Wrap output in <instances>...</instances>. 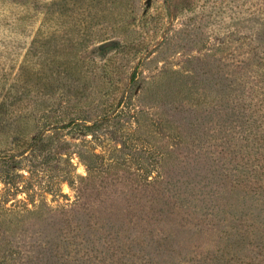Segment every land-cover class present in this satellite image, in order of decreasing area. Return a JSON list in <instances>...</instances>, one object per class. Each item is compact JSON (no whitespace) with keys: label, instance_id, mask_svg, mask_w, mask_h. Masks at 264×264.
Returning <instances> with one entry per match:
<instances>
[{"label":"rangeland","instance_id":"rangeland-1","mask_svg":"<svg viewBox=\"0 0 264 264\" xmlns=\"http://www.w3.org/2000/svg\"><path fill=\"white\" fill-rule=\"evenodd\" d=\"M111 104L118 116L88 129ZM10 149L26 153L0 163V222L2 205L74 201L57 179L86 175L78 152L116 162L105 194L83 186L72 219L89 224L64 230L81 234L68 264H264V0H0ZM40 151L70 163L43 165Z\"/></svg>","mask_w":264,"mask_h":264},{"label":"trees","instance_id":"trees-1","mask_svg":"<svg viewBox=\"0 0 264 264\" xmlns=\"http://www.w3.org/2000/svg\"><path fill=\"white\" fill-rule=\"evenodd\" d=\"M119 50L121 47H118ZM131 81L135 80V75L133 74ZM117 110V106H113L112 104L106 109L107 112L104 113L98 120L94 121L90 126H87L90 129L93 126L101 125L104 123H109V121L113 120L118 115H113ZM79 125L77 121L74 119H69L67 125ZM84 125V124H83ZM46 136L40 135L35 139V144L32 146H27L32 148V152L35 151V146L39 148L47 147V143H45ZM62 144H68V142H64ZM45 147V148H46ZM44 148V149H45ZM26 149V148H25ZM3 152L0 150V163H4L7 165L10 163H17L20 160L21 156L26 153V150L21 151H13ZM86 154L83 152H78L79 158L85 162L86 166V175L74 174L71 176L66 172L61 171L60 177H58V182H66L71 191L74 193V201L65 204V205H57L51 206L46 201L39 202L37 204L32 203V207H28L26 205H12L11 207H7L2 205V229L0 230V264H68L67 256H71V250L69 249L70 241L75 246L78 245L76 239L80 237V235H74L71 237V240L67 236L64 230L73 226H76L77 231H83V229L88 226L89 221L84 219L83 217L72 219V213L76 210L83 209L86 207V198L87 194L84 191L83 186L85 184L91 185L94 190H102L98 191L101 194H105L106 190L110 189V184L112 185V179L110 184L106 183L107 178L103 176L107 166L110 167L113 163L116 162L114 160L105 161L99 153H96L94 150L86 149ZM32 154V158L37 159V161L43 165L49 164L51 162L56 161H65L70 163V158L68 155L64 157V154H59V158L57 159L55 155H51L50 153L42 154L40 151L38 154ZM66 154V153H65ZM109 179V178H108ZM84 183V184H83ZM100 202L103 200H99ZM99 203V202H98ZM60 208V209H59ZM58 212L62 213V217L56 221L42 219L36 216H33L35 213L40 212ZM67 215V216H66ZM28 219L34 222L43 223L45 226H52L56 223L63 225V230H53L52 237L50 232H42L39 235L33 234H24L19 233V235L13 229L14 226L17 229V223L26 222ZM54 227V226H52ZM35 234V233H34ZM27 235V236H26ZM76 236V239L74 238ZM76 253V248H71ZM90 254L85 256H81V261L86 264H92V259L88 258Z\"/></svg>","mask_w":264,"mask_h":264}]
</instances>
